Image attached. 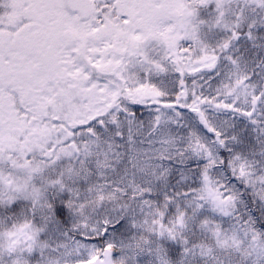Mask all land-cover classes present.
I'll return each mask as SVG.
<instances>
[{
    "label": "rangeland",
    "instance_id": "374dc122",
    "mask_svg": "<svg viewBox=\"0 0 264 264\" xmlns=\"http://www.w3.org/2000/svg\"><path fill=\"white\" fill-rule=\"evenodd\" d=\"M263 9L264 0H243L229 22L247 31ZM226 41L227 37L225 47ZM257 54L264 70V55ZM238 56L231 48L218 75H202L204 79L189 82L176 95L170 92L157 99L146 94L145 100L155 98L159 103L139 114L141 126L126 132L121 128L123 135L114 131L115 126L98 127L117 113L110 110L106 114L111 117L98 116L111 98L100 92L95 97L86 73L80 82L82 91H90L72 97L81 103L72 102L70 112L42 110L44 126L32 122L22 126L20 101L12 96V108L11 95L4 100L0 94V101L8 103L0 110V264H106L107 254L110 264H264V160L247 156L246 163H236L229 152L232 173L252 182L259 215L257 208L248 206L242 185L222 159L235 118L250 113L248 93L257 84L251 80L250 86H244L238 78L245 67L251 78L258 69L255 57ZM213 84L214 92H195L197 86L206 89ZM185 93L189 98L179 100ZM184 107L200 110L202 123ZM90 118L93 125L87 121ZM59 124L78 134L74 139L78 150L73 151L66 133L50 136ZM206 126L219 133L220 141ZM18 146L42 154L34 164L24 166L17 161ZM181 165L200 175L199 187L185 196L195 211L192 214L207 213L215 221L213 232H206L207 244L190 240L194 233L187 221L174 222L169 214L156 210V184ZM40 172L44 176L38 179ZM51 193L69 204L68 225L59 219Z\"/></svg>",
    "mask_w": 264,
    "mask_h": 264
},
{
    "label": "flooded vegetation",
    "instance_id": "af4514ba",
    "mask_svg": "<svg viewBox=\"0 0 264 264\" xmlns=\"http://www.w3.org/2000/svg\"><path fill=\"white\" fill-rule=\"evenodd\" d=\"M232 1L75 0L72 10L67 0H0V94L24 96L25 111L28 96L59 97L43 109L65 111L80 101L72 97L90 91H82L85 73L95 97L118 86L126 95L136 77L148 83L139 80L136 100L123 102L142 108L146 94L170 93L178 77L220 70L225 33L234 28L229 17L243 0ZM211 63L216 71L202 70Z\"/></svg>",
    "mask_w": 264,
    "mask_h": 264
},
{
    "label": "trees",
    "instance_id": "16d2710c",
    "mask_svg": "<svg viewBox=\"0 0 264 264\" xmlns=\"http://www.w3.org/2000/svg\"><path fill=\"white\" fill-rule=\"evenodd\" d=\"M245 34H247V36L244 37ZM232 35L233 37H230L232 41L239 40V49L236 53L239 54L238 57H241L244 60L248 59V57H255L256 63L254 64V67L258 68L254 71L251 78H247L248 71L247 67H245V69H243V71L239 73L238 78L244 81L242 83H246V85L244 86H250L252 84L251 80H256L257 84L255 89L251 88L252 90H250V92L248 93L251 98L249 100L250 102L248 101V108L250 113L235 118L234 126L231 131V137L229 136V143L227 144L228 150L223 151V155L225 157L222 156V159L223 165L226 170L233 177L237 178L239 184L242 185L244 199L247 201L248 206L255 210L257 208V212L260 215L258 201L254 196L253 189L251 188L252 182L247 183L245 179L240 176L238 177V175L234 172L232 173V162L229 160V152H231V155L236 163H246L247 161H249L247 156L250 157L252 161H257L261 158H263L264 160V70L259 68V61H262V57H256L257 53V56L260 55V53L261 55H264V9L260 12L257 22L252 23L251 27H249L247 31L239 30L237 28L232 31ZM229 47L230 46H228L227 48ZM245 63L247 62H244L243 64ZM258 73L261 77H259ZM213 85H210L211 89H213ZM111 95L112 94L109 93V96ZM105 97L107 96L105 95ZM114 97L116 98L117 96ZM122 97L125 100H128L130 98H137L135 93ZM188 98L189 96L186 93L179 96V100H186ZM184 108L186 109V111H188V113L194 115L196 119L202 123L204 117L203 113H201L200 110L195 108ZM33 111L38 112L34 115V117H36V119H34V125L37 123H41L39 125L43 126V117L41 113H39L41 111L36 109H34ZM140 112L141 110L134 112H120L119 110L116 112L117 114L115 115V117H112L106 123L105 121L103 122V124L99 123L98 127L100 129H104L106 125H111V127L115 126L114 131L120 132V129L123 128V132H126L127 130H130L135 126H141V124L137 125V115ZM103 117L109 118L111 116L104 113ZM259 121H261V123ZM205 128L207 129V132L209 134H213L215 137H217V140H219V133L215 132L210 127L206 126ZM52 130L54 132L50 134L51 137L56 134V128L53 127ZM80 132L82 134V131ZM120 134L123 135L122 132H120ZM82 136L83 137H81V139L85 138V135ZM87 136H91V134L87 133ZM16 154L18 159L17 161L23 162V165L25 166L26 164H34V162L39 158V154L42 153L39 149H37L36 154L35 151L29 149L27 151L26 149H22L18 146L16 148ZM191 168L193 167L188 165H181L179 169H177L173 174H169V176L163 178L161 182H158L156 184V192L154 191L153 197L155 198L156 210L158 212H165L166 214H169L170 217L175 220L174 222L184 221L186 224L187 222L188 224H191V227L187 226V228H189L190 233L191 231L194 233L195 237L192 236L190 240L207 244L206 242H209V240L208 238H206V232H213L212 229L214 228L212 227V225L215 224V221L212 220L210 218V215L207 213L200 214L198 216L192 214L194 211L193 206L191 207L189 205V201L186 199L185 195L187 194V191H189L188 193H191L190 191L196 190V188L199 187L200 183H198V179L200 178V175ZM181 175H183L186 179H182ZM43 176V172H40V174L36 177L38 179H41V177L43 178ZM38 179L36 181H38ZM61 201H64V203L61 204ZM51 202L53 206H55L59 219L64 223V225H68V219L70 220V218H68L70 217L69 204L66 203L62 196L57 199L53 193H51Z\"/></svg>",
    "mask_w": 264,
    "mask_h": 264
},
{
    "label": "water",
    "instance_id": "95a60500",
    "mask_svg": "<svg viewBox=\"0 0 264 264\" xmlns=\"http://www.w3.org/2000/svg\"><path fill=\"white\" fill-rule=\"evenodd\" d=\"M75 0H67V6L70 8V9H73V3H74ZM216 68V65H212V66H209L208 68L206 69H210V71H213L214 69ZM74 136L73 133H69V137L72 138ZM72 147L74 149H76V146L74 143H72Z\"/></svg>",
    "mask_w": 264,
    "mask_h": 264
}]
</instances>
